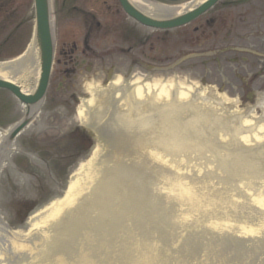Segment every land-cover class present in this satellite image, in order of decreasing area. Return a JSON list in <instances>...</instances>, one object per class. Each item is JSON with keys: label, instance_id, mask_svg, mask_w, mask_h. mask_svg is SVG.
I'll use <instances>...</instances> for the list:
<instances>
[{"label": "rangeland", "instance_id": "374dc122", "mask_svg": "<svg viewBox=\"0 0 264 264\" xmlns=\"http://www.w3.org/2000/svg\"><path fill=\"white\" fill-rule=\"evenodd\" d=\"M53 1L55 7L57 1L63 3V0ZM69 1L79 9H90L98 3L102 6V0ZM15 6L17 14L27 11L32 14L30 0H16ZM75 16H79L77 11L67 16L58 12V24L62 26L59 40L69 38L73 35L70 33L80 37ZM66 24L74 29L67 28ZM188 33L185 32V37ZM222 89L231 90L225 85ZM227 93L231 99L234 92ZM234 105L240 109L244 103L235 101ZM254 109L255 115H252L259 117L260 112ZM222 114L226 117V113ZM61 120L66 121V116ZM234 126L239 129L237 124L230 127ZM203 135L207 140L204 146L162 157L169 166H160L163 177L150 175L141 196L139 192L129 193L130 199L125 201L124 207L115 197L117 203L107 202L108 193H104L103 199L97 194L91 211L85 214L80 211L76 217L66 216L57 229L51 231V228L49 234L45 233L43 247L35 240L40 247L34 251L30 264H264V203L245 201L248 192L264 202V185L259 186L258 178L252 174L258 167L263 169L264 178V157H254L256 166L252 160L251 167L243 168L237 175L229 174L227 172L232 170L221 168V161L233 160L229 153L241 147L238 137L229 128L216 127L212 135L205 132ZM219 136L223 140H219ZM247 136L249 138V134ZM87 159L79 161L78 166L84 165ZM132 160L140 169L144 162L153 166L152 157L141 160L132 157ZM68 180L66 175L61 185L50 178L52 190L47 192L44 189L50 188V184L42 188V192L23 187L9 192L2 188L3 176H0V200L8 202L7 208L0 211L4 221L14 231L25 230L26 219L32 214L38 216L40 207L68 199L65 193ZM26 205H31L32 209L25 208ZM254 213L256 218H252ZM41 222L37 221L32 228L34 239L42 228Z\"/></svg>", "mask_w": 264, "mask_h": 264}, {"label": "bare ground", "instance_id": "6f19581e", "mask_svg": "<svg viewBox=\"0 0 264 264\" xmlns=\"http://www.w3.org/2000/svg\"><path fill=\"white\" fill-rule=\"evenodd\" d=\"M129 1L142 12H144L145 15L153 17H169L178 15L183 11L191 9L192 6L199 4L202 0H192L190 2L176 6L162 5L159 3L150 2L149 0ZM35 56V49L28 48L26 53L18 60L19 62L17 61L15 64L0 63V78L20 84L23 92H29L35 84L38 70ZM13 64L14 67L11 68ZM142 87L136 88L133 94L127 93L126 98L125 96H121L124 98V101L120 104L116 113L124 119L123 122L125 123L123 126L130 133L128 132L124 138L116 136L115 139L117 143L123 142V144H127L126 148L131 153L140 154L141 152H147L148 155H151L152 160L155 161V167H151L146 162H144L142 170H148V174L149 172L156 173L157 177L162 178V170L160 169L159 165L163 168H168L169 166L162 160L163 156L160 154L158 149L173 154L176 152L185 151L189 146L205 144L207 140L203 134L205 132L206 134L211 135L210 125L213 124V122L218 125L227 124V122L222 118V114H219L220 117L216 116L215 118L208 111L206 112L196 110L195 107L190 105V101L186 100L187 95L182 93L177 92L176 96L169 100L168 95L166 94L168 92L165 89L163 90L165 103L160 104L159 108L156 109L157 103L155 102V97L153 96L155 93L154 90L151 91V87H149V85H146V87L143 89ZM177 87L179 88V84H177ZM161 93L162 91H160V94ZM204 94L205 99H212V93ZM89 115H91V118L94 116L97 118L99 117L100 112L95 113L93 107H89L85 111L84 109L80 111V116L82 117L86 118V116ZM256 121L258 123L261 121V119L258 118ZM248 122L251 123L250 120H241V129H248L249 127L246 126ZM205 124H208V128L204 127ZM252 129L255 130V132L252 134L253 137L250 136L248 139L246 135H243L240 137V141L245 145H252L255 149H258L259 147L264 146V126L255 125V127L253 126ZM135 132L138 133V137L134 136ZM113 153L116 155L119 154L117 151ZM109 160L110 161L106 162L104 167L100 169L93 168L90 162L86 164V169H88L91 165L87 175L86 173H82L81 176L76 177L75 180L69 184L67 193L73 194L72 199H75L74 197L77 194L84 195L83 191L86 190L93 183V181H95L94 189L97 188V185H100L99 183H104L105 181L98 182V178L101 175H103L104 179H120L123 181L125 175L129 174L130 176L126 180L129 182L131 175L133 174L134 177H136L135 173L139 171L133 169V166L138 165L136 163L131 167H127L124 170L122 169L123 171L120 174L124 175V177L118 178L114 169L121 168L119 167L121 158L110 157ZM252 160L253 157H244L243 153L239 152L236 156H233V160L231 162L226 163L225 161H221V168L225 167L227 169L230 166L232 169H234V172L237 173L238 171L236 170L239 168L243 169L246 167H251ZM227 173L234 174L233 172ZM252 174L258 178L256 182H259L258 185L262 187L264 185V178L261 175V171L259 169H255L254 173ZM262 178L263 181H261ZM106 184L112 185L108 182H106ZM101 185L103 186L105 184ZM93 186L94 183L91 188ZM120 193L122 192L120 191ZM245 195H247L245 197L246 203H264L260 200H256L248 192H246ZM84 199L85 196H82L79 200H76L79 201L77 203V207L80 206L82 209L88 207L87 202ZM262 200L264 201V198H262ZM60 206L63 207L61 202L47 209L45 214L38 216V218L41 217L40 219L43 220V225H50L51 223L53 224V222L58 221L56 220L58 218L57 209L60 208ZM54 215H56V217ZM256 217L257 215L254 213L252 218ZM65 218L66 217H62V219ZM33 220H35L34 216L31 218V221ZM82 232L83 231H80V233ZM27 236L28 235L25 233L20 234V232H14L10 230L9 227L0 220V264H30L33 258L32 254L36 248L34 244L35 241L33 242V240L30 238L28 239ZM25 238L26 241H22V239ZM36 246L38 248V245ZM77 258L78 255L76 256V260L79 261Z\"/></svg>", "mask_w": 264, "mask_h": 264}, {"label": "flooded vegetation", "instance_id": "af4514ba", "mask_svg": "<svg viewBox=\"0 0 264 264\" xmlns=\"http://www.w3.org/2000/svg\"><path fill=\"white\" fill-rule=\"evenodd\" d=\"M238 5L236 27L212 25L209 33L214 35L213 38L206 33L201 34V36L208 40L212 39L209 46L211 48L218 46L222 41L225 45L236 46L237 77L242 83L240 88L243 92L246 87L259 88L260 82L264 81V0H239ZM218 16L222 17V14ZM213 22L214 19H211L210 23ZM197 31L198 29L195 28L194 33ZM158 33L160 34L155 37V42L149 40V38H140L134 44L131 42L114 43L111 52V64H107L103 60L104 58H100L99 51L94 46L88 45L87 42H83L81 51L77 54H75L77 51L76 45H73L70 48L71 56L64 51L63 47L61 50L59 49L58 54L62 59V64L54 67L50 77L49 84L52 90L49 89L46 110L62 108L67 114L73 112L79 102L78 96L84 92L85 81L95 78L97 75L103 74L107 79L114 72L125 73L132 70V67H134V70L138 69L140 74L147 76L148 73H156L152 76L161 75L164 78L166 75L181 74L179 63H176L178 55L175 54V50L171 52L166 46V40L168 39H174L175 41H172V43L179 42L182 39L181 34ZM194 33L190 38V44L194 41ZM66 55L67 59L65 60ZM196 55L199 56V54ZM206 55H209L205 60L208 66L214 61L216 64L226 65L222 58L220 62L217 61L222 55L215 58L212 57V52L206 53ZM66 61H69L68 64ZM149 64H151V67H148ZM168 64H171V66L166 72L165 67ZM200 65H205V62ZM194 66L196 65H191V67ZM203 77L217 84L216 81L221 77L226 80L229 79L230 74L223 73L219 75L216 69H207ZM15 109L16 106H11L4 100L3 95L0 96V123L4 125L10 122L19 113ZM51 119L46 123H36L34 127L22 132L19 138L22 139V134L25 133L27 138L24 139H27L28 142L24 144V147L36 151L39 157H67L69 154H59L60 151H65L64 146L61 144L62 130L71 128L73 123L71 121L54 122ZM30 139L37 142L34 143Z\"/></svg>", "mask_w": 264, "mask_h": 264}, {"label": "water", "instance_id": "95a60500", "mask_svg": "<svg viewBox=\"0 0 264 264\" xmlns=\"http://www.w3.org/2000/svg\"><path fill=\"white\" fill-rule=\"evenodd\" d=\"M214 0H207L202 5L195 7L192 11L185 13L181 16H176L168 21H165L162 25L164 26H173L184 23L188 19L193 18L197 13L205 10ZM123 8L136 19L148 22L161 24L160 22H156L150 20L144 16H142L136 9H134L127 0H120ZM35 7V28H34V36L33 43L39 50V62H40V79L38 82V87L35 93L32 96H24L19 92V89L14 87L11 84L5 83L6 86L12 89V91L19 96V98L30 102L38 99L43 92V88L45 86L48 68L51 59V50H52V40L50 34V25H49V3L48 0H34ZM0 84L1 81H0Z\"/></svg>", "mask_w": 264, "mask_h": 264}]
</instances>
